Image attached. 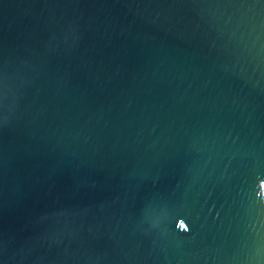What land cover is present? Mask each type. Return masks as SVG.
<instances>
[{
	"label": "water",
	"instance_id": "95a60500",
	"mask_svg": "<svg viewBox=\"0 0 264 264\" xmlns=\"http://www.w3.org/2000/svg\"><path fill=\"white\" fill-rule=\"evenodd\" d=\"M0 264H264V0H0Z\"/></svg>",
	"mask_w": 264,
	"mask_h": 264
},
{
	"label": "clouds",
	"instance_id": "9594fccd",
	"mask_svg": "<svg viewBox=\"0 0 264 264\" xmlns=\"http://www.w3.org/2000/svg\"><path fill=\"white\" fill-rule=\"evenodd\" d=\"M179 220H183V222L188 226V227H187V230H186V231H183V232H188V231H190V229H189V225L185 222V220H184V219H179ZM179 220H178V221H179Z\"/></svg>",
	"mask_w": 264,
	"mask_h": 264
}]
</instances>
